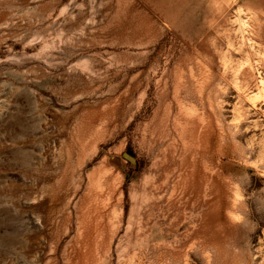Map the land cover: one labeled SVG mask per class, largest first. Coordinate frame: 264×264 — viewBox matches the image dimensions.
Returning a JSON list of instances; mask_svg holds the SVG:
<instances>
[{"label": "rangeland", "instance_id": "374dc122", "mask_svg": "<svg viewBox=\"0 0 264 264\" xmlns=\"http://www.w3.org/2000/svg\"><path fill=\"white\" fill-rule=\"evenodd\" d=\"M0 264H264V0H0Z\"/></svg>", "mask_w": 264, "mask_h": 264}]
</instances>
